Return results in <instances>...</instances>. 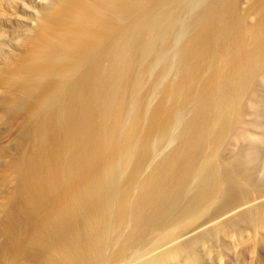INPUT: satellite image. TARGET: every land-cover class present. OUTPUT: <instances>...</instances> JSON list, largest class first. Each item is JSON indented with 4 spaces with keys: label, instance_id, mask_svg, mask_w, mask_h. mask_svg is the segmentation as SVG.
<instances>
[{
    "label": "bare ground",
    "instance_id": "6f19581e",
    "mask_svg": "<svg viewBox=\"0 0 264 264\" xmlns=\"http://www.w3.org/2000/svg\"><path fill=\"white\" fill-rule=\"evenodd\" d=\"M262 139L264 0H0V264H239Z\"/></svg>",
    "mask_w": 264,
    "mask_h": 264
},
{
    "label": "rangeland",
    "instance_id": "374dc122",
    "mask_svg": "<svg viewBox=\"0 0 264 264\" xmlns=\"http://www.w3.org/2000/svg\"><path fill=\"white\" fill-rule=\"evenodd\" d=\"M253 123L256 122L255 119L256 117L258 118V115H254L253 116ZM252 122V121H251ZM250 127L249 128V133L255 138L254 141H256L261 135L259 134L260 133V130H258V128H256V126L253 127V124H250ZM253 128V129H252ZM252 137V138H253ZM254 141H251V146L248 147V145H245L243 147H241V149H239V151H241L242 154H248V150L249 149H252V150H257L256 153L258 156L255 157V160L258 161V160H261V167L263 166L264 167V139H262L261 142H263V145H261L262 147L260 146H257L256 145V142ZM263 198H261V200H263ZM258 203H256V206L253 207L249 212V214L252 213V215H255V216H252L250 217L249 214L245 215L247 217H242V221L239 223V224H232V225H229V232L230 233H235L234 236L236 238V244H235V247L241 249L243 252L241 254H239L238 256V263L239 264H250L251 263V258H250V247L248 245V242H247V237H245L244 235L246 233H255L254 230H253V225L252 223H255V220L258 222L259 219L263 216H264V201H258ZM259 205V206H258ZM262 206V207H261ZM256 208V209H254ZM262 209V210H261ZM261 210V211H260ZM254 211V213H253ZM258 213H257V212ZM263 213V214H262ZM261 214V215H260ZM249 215V216H248ZM257 215V216H256ZM250 217V218H249ZM253 217V219H251ZM255 219V220H254ZM258 219V220H257ZM252 220V221H251ZM249 221V222H248ZM252 222V223H251ZM247 225V226H246ZM248 228V229H247ZM236 231V232H235ZM246 231V232H245ZM219 233H222V232H219ZM253 262H257L258 264H264V249L261 250V252L259 253V255L255 257L254 260H252Z\"/></svg>",
    "mask_w": 264,
    "mask_h": 264
}]
</instances>
